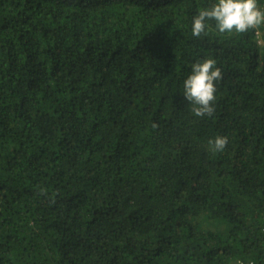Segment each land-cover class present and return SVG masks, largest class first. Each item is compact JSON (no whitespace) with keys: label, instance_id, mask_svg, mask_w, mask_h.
I'll return each instance as SVG.
<instances>
[{"label":"trees","instance_id":"trees-1","mask_svg":"<svg viewBox=\"0 0 264 264\" xmlns=\"http://www.w3.org/2000/svg\"><path fill=\"white\" fill-rule=\"evenodd\" d=\"M209 3L0 0V264H264V50L192 36Z\"/></svg>","mask_w":264,"mask_h":264},{"label":"clouds","instance_id":"clouds-1","mask_svg":"<svg viewBox=\"0 0 264 264\" xmlns=\"http://www.w3.org/2000/svg\"><path fill=\"white\" fill-rule=\"evenodd\" d=\"M255 30V42L264 50V7L258 0H210L190 21V32L200 37L214 31L218 35H238ZM222 78L221 67L212 56L197 58L182 80V94L195 117L211 116L216 100V82ZM213 151H223L225 135L208 141Z\"/></svg>","mask_w":264,"mask_h":264},{"label":"built area","instance_id":"built-area-1","mask_svg":"<svg viewBox=\"0 0 264 264\" xmlns=\"http://www.w3.org/2000/svg\"><path fill=\"white\" fill-rule=\"evenodd\" d=\"M232 264H246V262H244L241 259L236 260L235 262H233ZM251 264V263H250Z\"/></svg>","mask_w":264,"mask_h":264}]
</instances>
